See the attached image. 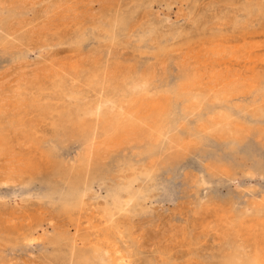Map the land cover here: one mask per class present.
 I'll list each match as a JSON object with an SVG mask.
<instances>
[{"label":"bare ground","instance_id":"6f19581e","mask_svg":"<svg viewBox=\"0 0 264 264\" xmlns=\"http://www.w3.org/2000/svg\"><path fill=\"white\" fill-rule=\"evenodd\" d=\"M149 1L129 0L132 9L127 8L126 12L121 9L119 0H0V47L17 55L20 61L26 58L32 43L43 45L53 38L60 41L62 35L70 31L74 35L69 41L73 50H80L81 44L95 32L106 39L108 49L126 46L129 34L136 28L133 24L135 10ZM211 2L222 5L223 13L214 17L215 21H207L196 33L194 45L200 48V56L203 51L215 58L234 53L237 56L241 52L238 50L240 42L260 39V33L251 29L256 24L264 33V0ZM92 3H98V9L93 10ZM37 7L44 8L46 14L40 16ZM33 10V15L28 17ZM135 24L144 29L157 56H167L176 50L169 43L168 34L158 31L155 23L149 22L145 27L143 23ZM177 34L180 37L184 32ZM190 42L186 40L179 46ZM220 57L213 62H220ZM44 72L31 77L19 76L14 88L19 98L11 104L15 113L7 112L0 105V155L8 157L12 153L14 128L20 129L22 142L40 150L39 160L16 158L17 174H7L2 184L14 182L16 176L19 184L28 185L36 177L44 176L38 208L40 200L45 201L53 214L67 225L47 233L45 241L50 252L44 262L154 264L153 255L139 248L141 241H137V234L134 236L133 222L146 213V203L154 191L158 161L166 153L175 157L182 155L195 143L202 144L210 137H224L232 147L240 141L241 124H232L231 110L225 111L222 107L230 101L226 94L238 87V75L229 74L232 78L229 85L222 82L219 89L209 86L203 91L199 81L201 68L185 67L177 83L164 89L154 81L149 70H140L119 59L103 61L96 56L79 58L74 64L53 63L46 69L47 73ZM256 92L260 102L255 111L264 114V88ZM27 94L29 99L25 98ZM179 102L208 112L215 107L218 110L211 113L208 120L199 116L202 129L192 130L195 134L188 135L187 131L191 130L189 124H184L186 120L175 118ZM31 111L38 114L41 124L28 119ZM42 125H47L50 132L41 130ZM263 136L264 130H259L257 138ZM69 141L76 142L78 149L72 155H63L61 151ZM132 143L138 146L143 143L139 156L146 158L144 162H134L125 155L124 147ZM112 164L123 165L115 173L109 169ZM217 173L232 176L227 169ZM22 177L25 179L21 180ZM38 214H33L27 225L14 224V218L9 220L0 214V248L39 240L42 235L34 234L33 230L44 219ZM245 214L264 223V197L250 205ZM239 218L236 217L233 225L225 222L229 228L220 233V244L212 248L205 259L198 251L199 239L184 236L180 245L184 251L182 263L169 253H158L161 264H264V228L256 227L257 230L244 235ZM226 219L222 217V221ZM0 264H10L5 262L2 252Z\"/></svg>","mask_w":264,"mask_h":264},{"label":"rangeland","instance_id":"374dc122","mask_svg":"<svg viewBox=\"0 0 264 264\" xmlns=\"http://www.w3.org/2000/svg\"><path fill=\"white\" fill-rule=\"evenodd\" d=\"M119 2L122 3L123 11L128 12L127 8L131 11L132 6L128 4L129 0H119ZM221 6L211 0H150L149 3L135 10L133 24L136 28L129 34L126 46L120 45L110 49L102 34L95 32L81 44L80 50H73V46L69 44L70 39L74 37L72 31L65 32L60 41L53 38L43 45L32 43L28 47L26 58L20 61H17V55L6 52L0 47V82L6 78L3 84L0 83V105L7 112L12 111V113H15L11 104L18 97L14 88L18 84L19 76L31 77L35 73L44 71L47 73L46 69L53 63L74 64L79 58L81 60L88 56H96L103 61L119 59L140 70H149L153 73L154 81L164 89L177 83L185 67L198 70L201 68L202 76L199 81L203 91H206L209 86L219 89L222 82L229 85L232 79L229 74L238 75L236 77L238 87L226 94L230 101L222 107L225 111L231 110L232 124L234 122L241 124L243 134L240 141L232 147L224 137H210L202 144L195 143L182 155L175 157L166 153L158 161L154 191L146 203V213L135 218L133 222L134 236L137 234L138 236H135L139 237L136 238L137 241H141L139 248L145 251L144 253L153 255L154 264H161L158 253H169L176 261L182 263L184 251L180 245L184 236L199 239L198 251L205 259L212 248L216 249L220 244V233L229 228L225 222L232 224L237 216H240L238 221L242 222L241 230L245 233L244 235L251 233L252 229L257 230L256 227L264 228L262 220L245 214L250 205L264 197V136L257 138L259 130H264V114H258L255 111V107L260 102V96H257L256 91L264 88V33L254 24L251 30L259 32L260 39L250 40L248 43L240 42L241 48L238 50L241 52L237 56L236 53L223 57L216 56L217 59L219 57L222 59L218 63L213 62L216 59L215 56L204 51L200 56V48L195 46L196 33L203 29L207 21H215L214 17L223 13L222 10L220 11ZM90 7L96 10L98 3H92ZM37 10L40 11V16L46 14L44 8L40 10L37 7ZM34 12L35 10L29 12L28 17ZM149 22L155 23L161 33L168 34L169 43L173 44L176 50L167 56L154 54L155 48L146 32H143V28H137L138 25L135 24L143 23L145 27ZM227 30L230 32L229 26ZM179 31L184 34L177 37ZM186 40H191L189 45L179 46V43ZM190 45L193 46L191 50L188 49ZM215 75L222 76L225 80ZM90 97H93L92 94ZM25 98L29 99V94ZM217 110L218 107L217 109L215 107L208 112L202 108H194V105H184L179 102L175 109V118L177 120L181 117L186 120L184 124H189L191 130L187 131V134L193 135L195 130L202 129V123L198 122V117L208 120L211 113ZM37 116V113L31 111L28 119L41 124ZM40 129L46 133L50 132L47 125H42ZM13 131L16 136L13 139L12 153L8 156L9 158L0 155V214L9 220L14 218L12 219L14 224L27 225L31 220L30 217L38 213L44 221L39 225L41 228L37 227L33 230L34 234L42 235L39 240L31 243L23 242L12 247L1 246L0 252L3 253L5 262L10 264H46L44 257L50 252V247L45 239L56 228L67 227V225L62 218L53 214L45 201L40 200V209L38 208V199L44 191L42 183L44 176L36 177L33 183L28 185L19 184L16 176L14 182L2 184L1 181L7 174L11 172L13 175L17 174L14 169L16 158L40 159V150L22 142L20 129L14 128ZM182 131L184 132L185 129ZM64 145L65 148L61 151L63 155H72L78 149L77 143L73 141L66 142ZM137 146L135 143L125 146V155L129 156L128 159L131 157L134 162H144L146 158L139 156L144 147L143 143ZM122 165L112 164L109 165V169L116 173ZM223 169L231 171L232 176L227 177L217 173ZM222 217L227 219L222 221ZM70 232L72 233L73 230L70 229ZM191 264L195 263L191 262Z\"/></svg>","mask_w":264,"mask_h":264}]
</instances>
